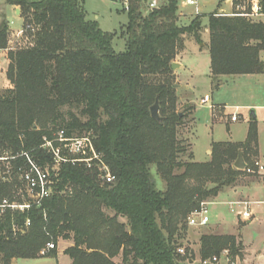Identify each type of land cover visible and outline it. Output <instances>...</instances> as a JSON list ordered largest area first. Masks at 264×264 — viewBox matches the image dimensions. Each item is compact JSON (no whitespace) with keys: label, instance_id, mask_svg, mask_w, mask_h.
<instances>
[{"label":"trees","instance_id":"16d2710c","mask_svg":"<svg viewBox=\"0 0 264 264\" xmlns=\"http://www.w3.org/2000/svg\"><path fill=\"white\" fill-rule=\"evenodd\" d=\"M147 1L128 0L126 51L116 53L115 35L88 21L80 0H6L36 32L31 45L7 52L0 153H29L45 167L52 162L42 148L46 140L61 130L69 137L87 133L115 180L104 183L96 166L64 164L56 191L42 208L0 212V264L56 257L60 240L73 241L64 250L71 264H116L119 256L122 264L190 262L186 251L178 252L190 214L241 176L259 177L234 167L239 151L248 167L257 159L255 117L245 142H215L210 161L195 162L192 152L185 161L187 147L178 134L185 116L177 112L172 64L187 35L202 43L203 26L200 17L179 25V0L144 13ZM232 1L234 12L216 11L208 18L216 89L224 77L264 74V22L250 16L253 0ZM257 1L264 15V0ZM7 33L3 22L2 50L9 49ZM157 97L161 123L150 112ZM24 162H11L12 182L0 180V204L21 201L18 167ZM27 219L31 226L22 232ZM200 242L201 261L224 251L230 260L242 255L234 235L204 234ZM49 243L55 249L42 256Z\"/></svg>","mask_w":264,"mask_h":264},{"label":"rangeland","instance_id":"374dc122","mask_svg":"<svg viewBox=\"0 0 264 264\" xmlns=\"http://www.w3.org/2000/svg\"><path fill=\"white\" fill-rule=\"evenodd\" d=\"M86 12L87 20L97 22L104 32L115 35L113 49L116 53L126 51V26L129 18L126 11L128 0H80ZM148 0L144 5V13L151 10ZM167 0H157L158 6L165 4ZM200 13L186 7L179 0L178 18L180 26H189L191 22L200 17L202 22V43L200 44L193 36L185 37V49L180 52L175 59V63H180V68L173 70L172 81L178 98L177 112L185 116L183 125L179 128V138L185 142L187 154L185 161H189V153L194 155L193 161H210L212 157V143L217 142H238L247 138L251 123L250 112L255 111L258 130V146L264 157V74L225 77L221 79L219 88H215L211 78V57L207 49L210 41L207 29L209 16L218 11L220 13H232L234 7L228 0H200ZM8 4L6 0H0V22L6 19L8 25L9 47H26L33 41L34 32H25L23 38L18 40V31L28 24V17L19 13L16 15L12 11H6ZM238 10L244 12L245 7ZM6 14V15H5ZM3 18V19H2ZM255 21H264V16L253 17ZM3 22L0 24V26ZM0 57V92L7 86L5 84L6 71L8 65ZM264 62V51L261 54ZM2 73V75H1ZM3 84V85H2ZM8 84V83H6ZM206 99L209 104L202 105L200 102ZM212 104L215 110H212ZM68 109H66L67 112ZM77 113V111H73ZM236 115L238 120L232 122V116ZM83 120H85L83 118ZM74 135L75 137H84ZM245 142V140H244ZM211 147V148H210ZM210 148L209 156L207 149ZM250 160H252L250 158ZM249 160V161H250ZM156 174V170L153 169ZM261 176V174H257ZM157 185L160 190L165 189V183L157 175ZM258 177L244 175L239 178L235 186L222 188L219 202H214V197L208 199L210 222L205 227H188L185 238L180 241L191 260L196 264H203L200 258V239L204 234H234L242 244V255L228 261L225 256H221L218 264H241L247 254V247L250 249V263L264 264L258 262V251L264 250V205L258 207L249 205V209H255L253 222L243 220L237 212L244 210V206L231 203L252 201L255 195L249 187H246L251 180ZM13 179H11L12 182ZM244 186V187H243ZM233 209V211H232ZM217 223V224H216ZM242 236V237H241ZM73 245L72 240H60L57 249L58 256L44 257L38 259H16L12 264H71V260L62 251ZM61 252V253H60ZM185 255V254H184ZM116 264H122L121 256L114 259ZM249 263V264H250ZM182 264H190L188 261Z\"/></svg>","mask_w":264,"mask_h":264},{"label":"built area","instance_id":"2783aa9c","mask_svg":"<svg viewBox=\"0 0 264 264\" xmlns=\"http://www.w3.org/2000/svg\"><path fill=\"white\" fill-rule=\"evenodd\" d=\"M181 3L186 6L193 8L195 13L199 14L201 9L200 0H181ZM157 0H152L150 3V8H158ZM261 8L257 0L252 2V13L251 17L261 16ZM36 32V27L34 25L28 24L26 27L18 31V40H21L27 31ZM32 42L30 43V45ZM22 48V47H21ZM10 49H16V47H9ZM206 100L203 99L201 104H205ZM232 121H237L238 117L236 115L232 116ZM42 148L47 151L52 157L51 164L43 167L37 163L36 160L30 156L29 153H23L18 156H11L9 152L0 153V180L11 181L13 179L12 175V164L13 160L19 158H25L24 165H19L18 167V182L19 186V196L21 198L20 202L10 203L5 200L0 204V212L5 209H11L13 211L27 212L33 208H42L44 202L51 198L55 193L59 177L61 174V168L64 164H85L88 168L96 166L100 171L101 179L104 183H111L115 180V177L111 174L109 168L104 164L101 155L97 152L92 136L86 135L84 137L67 136L65 131L61 130L54 135L52 140H46L42 145ZM248 174H261L264 171L263 164L256 159L253 166H250L243 170ZM208 201L201 203L200 207L193 211L188 217L187 224L189 227H205L209 224V206ZM235 205L244 206V210L237 212V215L243 220L251 221L253 218V213L249 209V203L238 202L231 203V207ZM233 211V209H232ZM31 226L30 219H27L24 228L21 230L25 232ZM20 231V230H19ZM55 249L53 243L47 244V246L41 251L42 256H46L50 250ZM178 252L181 255L185 254L184 249H179ZM222 256H225L228 261L229 251H224ZM220 258L213 257L202 261L203 264H218Z\"/></svg>","mask_w":264,"mask_h":264},{"label":"crops","instance_id":"0c3cea01","mask_svg":"<svg viewBox=\"0 0 264 264\" xmlns=\"http://www.w3.org/2000/svg\"><path fill=\"white\" fill-rule=\"evenodd\" d=\"M231 2V5L233 6V1L232 0H228V3H230ZM239 9V7L237 8V10ZM7 12L8 11H12L13 13H15L16 15H18V13H19V8L18 7H15V6H10V5H8V8H7V10H6ZM223 14H226V15H228V14H231V13H223ZM6 15V14H5ZM261 16H264V15H261ZM3 19V18H2ZM2 22H6V23H8V25L10 26V22L8 21V18H7V15H6V19L5 20H2L1 22H0V24L2 23ZM264 22V21H263ZM207 49H208V47H207ZM208 51H209V49H208ZM7 50H2V49H0V57H3V62H5V64L6 65H8V59H7ZM1 75H2V73H1ZM245 76H249V75H245ZM237 77H240V76H237ZM225 78V77H224ZM6 81H5V84H4V86L5 85H7L6 83H8L7 82V79H5ZM3 85V84H2ZM206 100V99H205ZM200 104H201V102H200ZM206 104H209V102H208V100H206V103L204 104V105H206ZM203 105V104H202ZM203 105V106H204ZM215 105L214 104H212V110H215ZM255 116V118H256V114H255V111L254 110H252L251 112H250V117L252 118V117H254ZM232 122H234V121H232ZM236 122V121H235ZM244 140H246V139H244ZM244 140L243 141H238V142H232V143H243L244 142ZM212 145V144H211ZM211 148V147H210ZM210 148H208L207 149V155L209 156V153H210ZM264 156V155H263ZM262 164H263V166H264V157H262V155H261V151H260V143H259V146H258V155H257V157H256ZM199 162V161H198ZM205 162H208V161H205ZM246 187H249L250 189L249 190H252L253 192H254V196L252 197V201H248L247 203H249V205H256L257 207H258V209H259V207H262L263 205H264V171L261 173V176H259L258 178H255V179H253V180H251L247 185H245ZM244 187V186H243ZM228 195L227 193H219L216 197H214V202H219L220 201V198H221V195ZM233 203V202H232ZM251 211H252V213H253V218L255 217V212H256V210L255 209H250ZM253 218H252V222H253ZM251 221H249V222H251ZM251 222V223H252ZM217 224V223H216ZM219 235H222V234H219ZM231 235V234H230ZM232 235H234V234H232ZM235 236V235H234ZM242 237V236H241ZM242 241H243V243H244V245L247 247V254H246V256L243 258V262L241 263V264H249L250 263V261H249V259H250V255H251V251H250V249H249V247L245 244V241H244V239H243V237H242ZM63 253H64V250L62 251ZM61 253V252H60ZM258 255H259V257H258V262H260V263H262V262H264V250H259L258 251ZM14 262V261H13ZM190 264H196V261H193V260H190V262H189ZM251 264V263H250Z\"/></svg>","mask_w":264,"mask_h":264},{"label":"water","instance_id":"95a60500","mask_svg":"<svg viewBox=\"0 0 264 264\" xmlns=\"http://www.w3.org/2000/svg\"><path fill=\"white\" fill-rule=\"evenodd\" d=\"M180 66H181L180 63L174 62L172 64V70H176L177 68H180ZM150 112H151V116L154 120H156L159 123L163 122L164 118L160 114L161 106H160L159 97L156 98L155 103L151 106ZM234 167L237 170H241V171H243L247 168V163L245 162L244 154L242 151H239L238 158L234 163ZM213 187H215V185L210 186V188H213Z\"/></svg>","mask_w":264,"mask_h":264}]
</instances>
